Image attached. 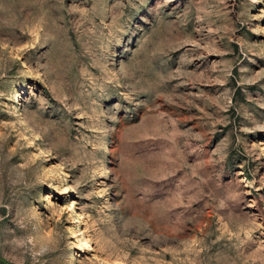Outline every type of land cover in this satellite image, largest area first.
Masks as SVG:
<instances>
[{
	"label": "rangeland",
	"instance_id": "rangeland-1",
	"mask_svg": "<svg viewBox=\"0 0 264 264\" xmlns=\"http://www.w3.org/2000/svg\"><path fill=\"white\" fill-rule=\"evenodd\" d=\"M0 264H264V0H0Z\"/></svg>",
	"mask_w": 264,
	"mask_h": 264
}]
</instances>
